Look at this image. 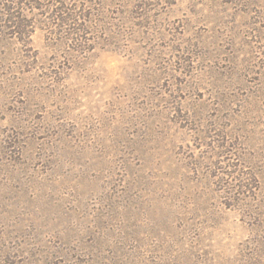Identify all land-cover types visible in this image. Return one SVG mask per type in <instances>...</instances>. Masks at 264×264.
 Listing matches in <instances>:
<instances>
[{
  "label": "rangeland",
  "instance_id": "1",
  "mask_svg": "<svg viewBox=\"0 0 264 264\" xmlns=\"http://www.w3.org/2000/svg\"><path fill=\"white\" fill-rule=\"evenodd\" d=\"M0 264H264V0H0Z\"/></svg>",
  "mask_w": 264,
  "mask_h": 264
}]
</instances>
